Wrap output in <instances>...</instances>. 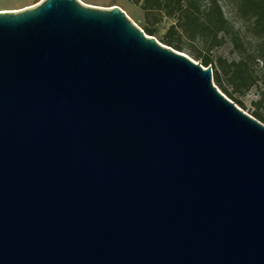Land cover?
Segmentation results:
<instances>
[{"label":"water","instance_id":"95a60500","mask_svg":"<svg viewBox=\"0 0 264 264\" xmlns=\"http://www.w3.org/2000/svg\"><path fill=\"white\" fill-rule=\"evenodd\" d=\"M119 7L0 11V264H264V124Z\"/></svg>","mask_w":264,"mask_h":264},{"label":"trees","instance_id":"16d2710c","mask_svg":"<svg viewBox=\"0 0 264 264\" xmlns=\"http://www.w3.org/2000/svg\"><path fill=\"white\" fill-rule=\"evenodd\" d=\"M129 2L140 6L143 11V30L149 37H155V27L164 18L172 20L174 25L161 42L181 53L185 51V45L193 47L194 51L189 52L193 59L204 67H211L217 86L241 107L243 104L237 100L235 92L247 91L258 84L264 87V73L258 69L260 64L264 65V0ZM226 8L233 21L228 18ZM225 43L232 47L238 62L227 64L224 59L211 56L212 51ZM229 75L225 83L223 79ZM254 117L264 124L262 114L255 113Z\"/></svg>","mask_w":264,"mask_h":264},{"label":"rangeland","instance_id":"374dc122","mask_svg":"<svg viewBox=\"0 0 264 264\" xmlns=\"http://www.w3.org/2000/svg\"><path fill=\"white\" fill-rule=\"evenodd\" d=\"M43 0H0V11H19L26 9L28 7H33L37 4H39ZM84 5H89L93 7H100V8H113V7H119L122 11L126 13V15L129 17V19L141 30H143V26L145 23L144 20V13L141 10L140 6L133 5L129 2V0H79ZM226 13L228 18L233 21L234 18L230 15L229 9L226 8ZM174 25V22L172 20H169L167 18H164L159 25H157L155 28L157 30V33L155 35V39L162 43V39L165 38V36H168L169 29L171 26ZM238 26V25H237ZM144 31V30H143ZM171 38V36H169ZM163 44V43H162ZM194 51V48L185 45V51L183 54L190 57L192 60L193 57L189 54V52ZM211 56L213 58L219 57L224 59L223 61L227 64H230L232 62H238L236 54L233 51L232 47L225 43L221 47L215 49L212 51ZM196 63H201L200 61L194 60ZM204 67V66H203ZM206 70L208 67H204ZM264 73V65L260 64L259 68ZM213 70V69H212ZM255 76L258 77L257 73ZM230 77L226 76L223 80L226 83L227 79ZM214 78V73H213ZM214 85L218 88V90L225 95L221 89L217 86L215 79H213ZM232 89H230L231 91ZM246 89H241L238 92H235V97L239 102H241L243 105L235 103L232 101L229 97H226L234 102L239 109H241L244 113L247 115L254 117L255 113L262 114L264 116V87L261 85L252 86L249 90L245 91ZM256 119V118H255Z\"/></svg>","mask_w":264,"mask_h":264}]
</instances>
